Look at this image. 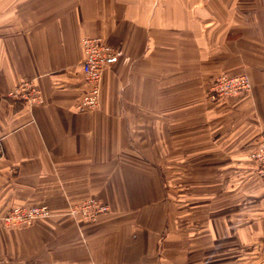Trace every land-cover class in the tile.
<instances>
[{
	"label": "crops",
	"instance_id": "0c3cea01",
	"mask_svg": "<svg viewBox=\"0 0 264 264\" xmlns=\"http://www.w3.org/2000/svg\"><path fill=\"white\" fill-rule=\"evenodd\" d=\"M86 37L117 56L80 113ZM218 74L250 94L212 103ZM262 139L264 0H0V216L53 211L0 226V264H264ZM89 197L109 212L67 213Z\"/></svg>",
	"mask_w": 264,
	"mask_h": 264
},
{
	"label": "built area",
	"instance_id": "2783aa9c",
	"mask_svg": "<svg viewBox=\"0 0 264 264\" xmlns=\"http://www.w3.org/2000/svg\"><path fill=\"white\" fill-rule=\"evenodd\" d=\"M84 57L81 70L88 88L76 104L80 113L93 111L99 107L102 80L105 70L116 58V50L101 37H89L82 40ZM213 91L219 98H228L247 94L252 86L246 74L235 76L221 75L215 79ZM9 98L25 104H41L43 102L41 91L31 82H23L9 93ZM250 159L255 164L256 173L264 181V139L250 154ZM109 211V207L93 199H87L82 205H71L69 215L74 218L84 216L89 220H96L99 215ZM51 216L47 206L15 207L3 222L6 225H30L37 219Z\"/></svg>",
	"mask_w": 264,
	"mask_h": 264
},
{
	"label": "rangeland",
	"instance_id": "374dc122",
	"mask_svg": "<svg viewBox=\"0 0 264 264\" xmlns=\"http://www.w3.org/2000/svg\"><path fill=\"white\" fill-rule=\"evenodd\" d=\"M86 38H89V37H86ZM102 38V37H101ZM85 39V38H84ZM111 46V45H110ZM84 57V56H83ZM221 75H227V74H218V75H216V76H214L212 79H211V81H210V84H209V88H208V91H207V95H208V99L212 102V103H223V102H225V101H227L228 99H232V98H241V97H246V96H248L249 94H250V92L249 93H247V94H243V95H237V96H232V97H228V98H219L218 96H217V94L213 91V85L215 84L214 82H215V79L216 78H218L219 76H221ZM239 75V74H238ZM227 76H235V75H227ZM248 76V75H247ZM249 77V76H248ZM20 85V84H19ZM249 160L252 162V160L250 159V155H249ZM253 163V162H252ZM253 165L255 166V164L253 163ZM260 178V177H259ZM87 199H93V200H96V201H98V203H100V204H103V205H106V206H108L107 204H105V203H103V202H101L100 200H97V199H95V198H93V197H89V198H86V199H84V200H82V201H78V202H70V203H68V209H67V213L69 214V211H70V207H71V205L73 206V205H77V206H80V205H82L83 204V202L85 201V200H87ZM32 206H47L48 208H49V210H50V213H51V216H49L48 218H44V219H37V220H35L34 222H32V224H30V225H26V224H14V225H6V224H4V222H3V219H4V217H6V215H8L9 214V212L13 209V208H15V207H32ZM109 207V206H108ZM109 212V211H108ZM108 212H106V213H108ZM52 214H53V211L51 210V208L47 205V204H18V205H14V206H12V207H10L2 216H0V226L4 229V230H8V231H12V230H19V229H25V228H28V227H32V226H34V225H36V224H38V223H40V222H42V221H47V220H49L51 217H52ZM100 216V215H99ZM74 218V217H73ZM82 219V218H86V217H84V216H79V217H77V218H74V219Z\"/></svg>",
	"mask_w": 264,
	"mask_h": 264
}]
</instances>
